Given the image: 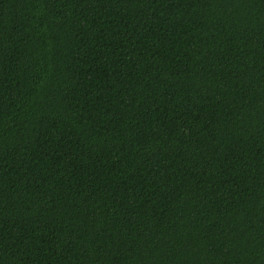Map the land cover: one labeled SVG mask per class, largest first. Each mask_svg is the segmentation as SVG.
Listing matches in <instances>:
<instances>
[{
	"label": "trees",
	"instance_id": "16d2710c",
	"mask_svg": "<svg viewBox=\"0 0 264 264\" xmlns=\"http://www.w3.org/2000/svg\"><path fill=\"white\" fill-rule=\"evenodd\" d=\"M0 264H264V0H0Z\"/></svg>",
	"mask_w": 264,
	"mask_h": 264
}]
</instances>
